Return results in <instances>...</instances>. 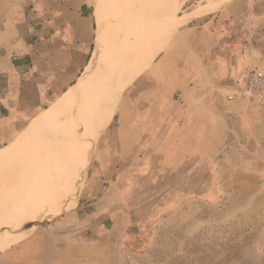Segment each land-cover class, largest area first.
Masks as SVG:
<instances>
[{"label":"rangeland","instance_id":"374dc122","mask_svg":"<svg viewBox=\"0 0 264 264\" xmlns=\"http://www.w3.org/2000/svg\"><path fill=\"white\" fill-rule=\"evenodd\" d=\"M102 1L85 0L88 12L95 22L94 38L75 80L65 90L68 94L70 93L69 96L73 99L63 108L64 110L62 109L63 111L59 112L60 115L56 119L57 122L61 123V128H66V134L62 136V139L67 141L71 137L76 138L79 134V130L72 132L67 128L68 116L66 113L68 114V108L71 110L74 106L80 105L79 102L77 104V101L87 86L85 83L81 91L72 92L76 81L82 80L81 77L87 74L86 66L93 56L92 53L94 54L96 51L95 38L99 18L93 10L102 7ZM233 5L237 8L234 15L239 17H233V22H236L233 29L238 30L239 24H241L243 29L240 31L243 34L240 37L251 45L252 48L249 50L255 54L253 65L249 71L255 68H264V0H149L136 9L123 11L124 14L117 25H111V28H115V31L111 32L112 37L129 30L132 34L137 33L139 30L134 32L131 26L144 27L151 24L152 21H158V29L162 35L161 47L149 55L148 61L141 63L137 69H134L132 64L126 68L123 66L115 68L118 77L123 75L127 80L120 81L123 88L114 105L111 119L95 140L88 141L93 155L78 181L77 188L58 209L52 205L46 207L42 196H40L41 203L44 205L40 211L29 212L28 209H24L19 214L20 219L16 224L8 225L9 227L0 226V235L8 232V237L0 241V264H125L124 258L130 260L133 256L147 251L145 242L148 236V232L146 233L148 224L144 220L145 214L154 206L157 207L164 203L169 199V195L181 187L182 189L185 187L187 190L190 189L189 185H179L177 182L180 176H184L183 172L180 174L168 169H162L160 172L157 170L160 164L164 166L168 160L165 159L166 153L153 152L151 147L153 143L150 142L161 140L163 134L172 132L179 123L184 124L183 121L179 122L183 116L179 113L184 109L181 106L168 107L166 111L159 108L164 97L163 93L165 94L168 89H174L176 83L179 82L178 74L185 65V61L186 64L188 63L189 56H192L195 63H197L195 56L203 64L208 63L209 58L216 51L210 44L214 39L215 30L219 29L224 22H232V16L231 19L226 17L221 20L220 18L227 8ZM110 12L112 11L106 8L102 14L108 15ZM253 14H257L258 22L251 21L250 29L248 27L244 29L245 22L248 21L249 17H252V20L256 19L252 16ZM259 18H263V21H259ZM241 21L244 22L241 23ZM236 32L238 34V31ZM246 37L249 41L245 39ZM115 41L109 42V45L114 47L115 43L118 46L123 44V41L120 42L116 39ZM258 46L262 48V55H259ZM101 73L105 74L107 85L109 82L114 84L116 80H110L112 75H108L109 71L103 64H100L97 73L95 71L93 76L96 75L97 78H101ZM84 81L82 80L81 84ZM232 90L227 88V92L224 94H228ZM61 95L26 120L20 131L12 139L0 144L1 164L6 160L3 157L14 142L32 130L36 119L44 114ZM178 96L179 94L175 92L171 101L178 100ZM206 106V104L199 103L196 111H200V114L204 116L205 113L210 114ZM79 108L77 113L83 115L84 107ZM255 110L257 115L261 116L258 109L255 108ZM215 118L210 121L213 126L215 125L213 129L215 139L221 142L222 135L227 134V136L225 137V144L215 150L211 156L214 163L227 157L228 143L231 142L229 140L230 135L233 134L231 130L227 131L226 128L224 129L227 132H223L221 126L223 124ZM261 118V135L258 141L260 149L255 154V163L247 159L235 173H233L234 171L231 172L232 174L227 173L229 183L219 186L225 198L215 204L211 211L214 219L211 226L213 241L207 250L208 255L212 257L211 264H264V118L262 116ZM222 141L224 140L222 139ZM77 142L78 140L74 146H61L59 138H56L55 145L57 144L62 148L65 154L63 157L55 150L54 156L50 157L49 162L46 163L45 168L49 171L47 174H43V176L46 175L44 183L51 189L57 186L59 178L63 174L72 171L70 160ZM144 142L150 147L147 148L144 155L152 168L150 170H136V189L126 202H129L128 208L131 211L140 209V212L136 211L137 217L133 214L130 235L124 236L118 242L114 241L112 245L104 243L101 246L102 255H99L96 260L94 251L99 247L95 246L99 242L98 232L100 229L104 232L110 225L109 217L100 216V212L103 210L101 207L106 208L115 198L113 184L118 181L119 177L121 178L132 168L133 170L136 169L134 163L138 159L137 156L141 155L140 146ZM15 159L11 163L0 165V175L18 176V179L22 180L24 179L22 177L24 175L29 176L30 171L34 168L19 165L16 163L18 159ZM221 168L223 167L220 163L217 172L220 171L223 174ZM198 173L199 177L205 175V169H199L197 175ZM193 187L195 186L192 185L191 188L193 189ZM2 188L3 185L0 183V191L3 190ZM13 191H4L0 194V212L5 210L8 207L7 204L13 201ZM16 197L19 200L21 194H16ZM102 197L106 198L107 204L102 201L100 206L99 201L102 200ZM3 199L6 201L5 204L2 203L4 202ZM221 215L223 218H220ZM28 224H32L31 228H27ZM228 226H231V232L234 231L232 237L244 235L245 231L255 232L252 236L255 239L254 245L248 246L250 248H244L235 245L237 243L226 244L229 246L228 249L223 246L224 244H220L218 239H220L222 228H228ZM134 242L137 244L134 245ZM156 251L161 256L166 251L168 252V250L162 249ZM235 258H239L240 262L235 261ZM242 259H245V263L242 262Z\"/></svg>","mask_w":264,"mask_h":264},{"label":"crops","instance_id":"0c3cea01","mask_svg":"<svg viewBox=\"0 0 264 264\" xmlns=\"http://www.w3.org/2000/svg\"><path fill=\"white\" fill-rule=\"evenodd\" d=\"M236 9L235 5L227 8L220 18L231 19L232 16V22H224L215 30L210 44L216 51L208 63L203 64L196 56L195 63L189 56L188 63L185 61L178 74L179 82L174 89L163 93L159 108L166 111L168 107L181 106L184 109L179 113L183 115L179 122L184 124L179 123L172 132L163 134L161 140L150 142L153 143V152L166 153L165 159L168 160L157 170L183 172L184 176H180L177 182L189 185L190 189L181 187L164 203L145 214L147 251L130 260L124 258L125 264L212 263L207 251L213 241L211 211L225 198L219 186L230 182L227 173H235L247 159L255 163V154L260 149L262 118L255 110L258 109L256 99L249 96L247 89L252 72L264 71V68L249 71L255 54L249 50L251 45L240 37L243 34L241 24L238 30L233 29ZM256 15H252L255 20L249 17L244 29H250V22L257 21ZM94 26L85 0H0V144L12 139L26 120L65 92L75 80L91 47ZM245 39L249 41L247 37ZM261 50L258 46L259 55H262ZM227 88L233 90L224 94ZM175 92L179 94L178 100L171 101ZM199 103L206 104L210 114L204 116L196 111ZM214 118L223 124V132L231 130L234 135H230L227 157L216 163L211 156L225 144L227 134L222 135L221 142L215 139V125L210 123ZM140 147L141 155L134 163L136 169L132 168L119 177L113 184L115 198L106 208L101 207L100 216L109 217L110 225L104 232L101 229L98 232L99 242L95 246L99 247L94 251L96 260L102 255L104 243L112 245L130 235L133 214L137 217L136 211L140 212V209L131 211L129 202L126 203L136 189V170L152 168L144 155L150 147L145 142ZM220 163L223 174L217 172ZM203 168L205 175L199 177L197 171ZM192 185L195 186L193 189ZM101 199L100 206L102 201L107 204L106 198ZM230 228H222L218 239L220 244L227 248L226 244L232 243L244 248L254 245L252 236L255 232L245 231L244 235L232 237L234 231L231 232ZM159 249L168 252L161 256L156 251ZM235 261L240 262V259L235 258ZM242 262L245 263V259Z\"/></svg>","mask_w":264,"mask_h":264},{"label":"bare ground","instance_id":"6f19581e","mask_svg":"<svg viewBox=\"0 0 264 264\" xmlns=\"http://www.w3.org/2000/svg\"><path fill=\"white\" fill-rule=\"evenodd\" d=\"M102 2V7H97L93 10L97 18H99L95 38L96 51L94 54L92 53L93 56L86 66L87 74L81 77L85 81L82 84V80L77 81L73 85L72 92L81 91L85 83H87V86L83 90L81 98L77 101V104L79 102L80 105L74 106L71 110L68 108L70 112L66 113L68 116V127H66L72 130V132L79 130V134L76 137L78 142L70 160L72 171L63 174L59 178L57 186L53 189L44 183L46 175L43 176V174H47L49 171L45 168L46 163L49 162L50 157L54 156V151L56 150L63 157L65 154L62 148L57 144L55 145L56 138H59L61 146H74L77 141L76 138L72 137L68 141L64 138L62 139V136L66 134V128H61V123L56 120L60 115L59 112L73 99L69 96L70 93L68 94L66 91L50 105L44 114L36 119L32 130H29L14 142L13 146L9 148L8 153L3 157L6 159L3 161L4 163L1 164L0 161V165H6L17 158V164L34 168V170L30 171V175H24L22 177L24 179L22 180H19L18 176H10L9 174L0 175V183L3 185V190L0 191V194L4 191L14 190L13 201L7 204L8 209L6 208L7 210L5 209L0 212V226L5 227L16 224L20 219L19 214L24 209H28L29 212L40 211L42 206H44L41 203L40 196H42L46 207L49 205L57 209L61 207L77 188L78 181L93 155L88 141L95 140L112 117L114 105L123 88L120 81L126 79L123 75L118 77V72L115 68L120 66L126 68L132 64L134 65L133 68L137 69L141 63L148 61L149 55L161 47L162 35L158 29V21H152L151 24L144 27L139 25L131 26L134 32L139 30L137 33L132 34L129 30L122 32L116 37H112L111 34V32L115 31V28H111V25H117L124 14V10L136 9L142 4L149 2V0H103ZM99 6L101 5L99 4ZM106 8H109L112 12L108 15H103L102 13ZM115 39L120 42L123 41V44L118 46L115 43V46L111 47L109 42H114ZM113 48L115 49L112 50ZM100 64H103L109 71L108 75H112L110 80H116L113 85L110 82L108 85L106 84L105 74L101 73V78H97L96 75L93 76L95 71L97 73ZM81 106L85 109L83 115L77 113ZM1 153L2 151H0ZM16 194H21L19 200ZM5 199L2 202L4 204L6 203ZM7 235L8 232L1 234L0 241L7 238Z\"/></svg>","mask_w":264,"mask_h":264},{"label":"built area","instance_id":"2783aa9c","mask_svg":"<svg viewBox=\"0 0 264 264\" xmlns=\"http://www.w3.org/2000/svg\"><path fill=\"white\" fill-rule=\"evenodd\" d=\"M249 96L257 101L258 111L264 118V71H253L250 79L248 80Z\"/></svg>","mask_w":264,"mask_h":264},{"label":"water","instance_id":"95a60500","mask_svg":"<svg viewBox=\"0 0 264 264\" xmlns=\"http://www.w3.org/2000/svg\"><path fill=\"white\" fill-rule=\"evenodd\" d=\"M77 82V81H76ZM75 83V82H74ZM32 224H28L27 225V228H31Z\"/></svg>","mask_w":264,"mask_h":264}]
</instances>
